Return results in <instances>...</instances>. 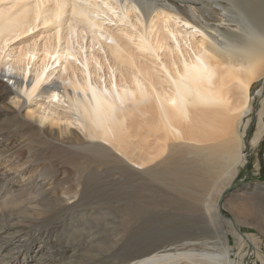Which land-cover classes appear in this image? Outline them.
Segmentation results:
<instances>
[{
  "label": "bare ground",
  "instance_id": "bare-ground-1",
  "mask_svg": "<svg viewBox=\"0 0 264 264\" xmlns=\"http://www.w3.org/2000/svg\"><path fill=\"white\" fill-rule=\"evenodd\" d=\"M262 79L264 0H0V264H248Z\"/></svg>",
  "mask_w": 264,
  "mask_h": 264
},
{
  "label": "rangeland",
  "instance_id": "rangeland-1",
  "mask_svg": "<svg viewBox=\"0 0 264 264\" xmlns=\"http://www.w3.org/2000/svg\"><path fill=\"white\" fill-rule=\"evenodd\" d=\"M21 42L22 40L17 41L14 45H18ZM1 79L7 80V77H1ZM10 85L13 86L11 82ZM253 86L254 90L250 106L251 111L247 114V118L245 119V122L247 120H250L251 122V128L247 133V139L251 138L254 135L256 124L258 123V111L260 109L261 100L264 98V79L256 82ZM262 89L263 93L257 95L258 91H262ZM245 157L246 160L244 166L241 167L240 173L238 174L235 181L232 182L229 189L224 192L223 198H221L219 205L226 219L231 220L233 228H235L240 233L250 232L258 235L260 240L253 248L254 253L252 252L248 264H260V262L258 261L257 252H260L264 255V189L258 188L260 191L252 193V187L257 183L264 184V138L262 140V143L260 145H256V147L249 146L247 144ZM243 190H248L251 194L247 193L248 195H240ZM229 198L233 199V201L237 200V202H235L234 205L231 204V202H226ZM172 213L174 215L173 210ZM165 219H167L166 216ZM216 221L217 220L213 219L210 222V225H208L212 229L217 228V230L215 231L218 232L212 233V242L214 241L213 243L219 244V242L217 241H220L222 244L224 242L222 238L226 235L228 236L229 244L235 246V248L231 252V255H235V253H237L238 255L239 246L232 232L230 231L229 224H220L221 221ZM181 222L182 219L179 220L180 224ZM219 226L222 228H220ZM180 229H183V227H178L176 230L171 231L170 234L178 233ZM199 240L200 239H196L194 241L198 243L202 242L204 239L202 241ZM169 247L172 246L170 245L168 246V248ZM133 253L134 251H130V255Z\"/></svg>",
  "mask_w": 264,
  "mask_h": 264
},
{
  "label": "snow or ice",
  "instance_id": "snow-or-ice-1",
  "mask_svg": "<svg viewBox=\"0 0 264 264\" xmlns=\"http://www.w3.org/2000/svg\"><path fill=\"white\" fill-rule=\"evenodd\" d=\"M186 67H187V65H186ZM57 99H58V97H56Z\"/></svg>",
  "mask_w": 264,
  "mask_h": 264
}]
</instances>
